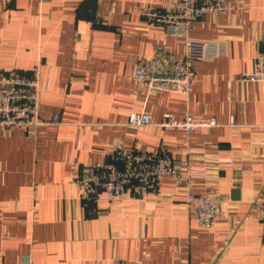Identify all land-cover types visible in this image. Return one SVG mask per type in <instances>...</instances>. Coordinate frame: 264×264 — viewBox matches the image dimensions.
Segmentation results:
<instances>
[{
    "label": "crops",
    "instance_id": "crops-1",
    "mask_svg": "<svg viewBox=\"0 0 264 264\" xmlns=\"http://www.w3.org/2000/svg\"><path fill=\"white\" fill-rule=\"evenodd\" d=\"M173 0H0V71L46 76L40 115L57 120L34 136L0 132V264H264V233L251 211L264 191V82L245 81L264 48V0H228L200 16L193 40L226 42L227 55L195 60L189 94L147 92L132 78L158 47L183 53L181 37L141 9ZM146 111L153 124H129ZM215 117L186 134L163 129V114ZM167 146L177 176L161 177L153 198L130 191L113 201L82 200L73 181L114 146ZM204 167L190 178L183 162ZM231 197L220 217L200 224L187 193Z\"/></svg>",
    "mask_w": 264,
    "mask_h": 264
},
{
    "label": "built area",
    "instance_id": "built-area-1",
    "mask_svg": "<svg viewBox=\"0 0 264 264\" xmlns=\"http://www.w3.org/2000/svg\"><path fill=\"white\" fill-rule=\"evenodd\" d=\"M231 9L228 0H173L166 7L141 9L147 21L162 26L168 33L182 38L183 53L168 52L158 47L154 55L138 62L132 78L137 86L147 92L170 91L189 95L196 78L195 60H213L227 55L226 42L214 40H193L189 38L194 22L206 13H221ZM245 81L264 82V48L258 53L254 69L242 74ZM46 76L41 64H35L30 72L17 69L0 71V132L10 128L22 129L34 136L38 129L55 120L44 119L40 115L42 92ZM129 124L145 127L153 124L152 115L146 111L131 112ZM158 125L163 129H180L186 134L203 128L217 126L215 117H198L190 112L175 116L172 112L163 114ZM264 129V125L260 126ZM187 176H204V167L194 166L188 161ZM179 173L172 151L161 145L155 149L138 146L112 147L103 159L90 161L79 169L73 181L80 190L82 200L113 201L130 191L135 198H153L161 191V177L177 176ZM187 201L192 206L194 216L202 225H210L217 220L225 203L231 202L227 194L217 192L187 193ZM251 211L261 223L264 233V191L252 201ZM22 264H30L29 257ZM111 264H126L115 259Z\"/></svg>",
    "mask_w": 264,
    "mask_h": 264
}]
</instances>
